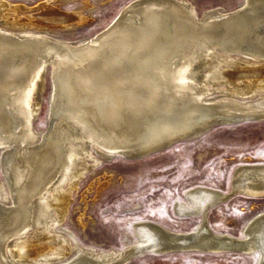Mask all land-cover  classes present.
I'll return each mask as SVG.
<instances>
[{
    "label": "bare ground",
    "instance_id": "obj_1",
    "mask_svg": "<svg viewBox=\"0 0 264 264\" xmlns=\"http://www.w3.org/2000/svg\"><path fill=\"white\" fill-rule=\"evenodd\" d=\"M52 1L30 11L0 0V264H126L142 249L169 248L256 254L255 264H264V209L242 236L215 231L207 213L231 192L205 185L173 204L179 216L201 217L192 229L139 219L134 241L104 249L61 226L73 188L104 158L213 122L264 119V0L200 13L191 0H130L110 29L100 33L115 17L75 38L57 29L90 22L89 3L84 13ZM45 73L47 125L37 129ZM232 189L264 196V162L236 165Z\"/></svg>",
    "mask_w": 264,
    "mask_h": 264
},
{
    "label": "rangeland",
    "instance_id": "obj_2",
    "mask_svg": "<svg viewBox=\"0 0 264 264\" xmlns=\"http://www.w3.org/2000/svg\"><path fill=\"white\" fill-rule=\"evenodd\" d=\"M2 1L10 5L21 3L30 11H35V7L43 0ZM129 1L63 0L59 2V7L64 11L81 9L88 13L84 4L89 3L91 19L90 22L76 25L69 32L61 29L57 31L67 38L92 35L106 26ZM191 1L199 11L215 5L233 9L242 2ZM57 2L53 0L52 4ZM23 11H20L21 15ZM7 12L11 10L5 8L3 13ZM47 75L45 73L40 108L33 120V126L37 129L47 125ZM260 162H264V119H241L219 124L193 140L178 141L143 157L104 158L98 166L84 174L77 188H73L61 226L72 232L81 243L104 249H121L126 243L134 241L133 223L139 219H149L173 230L192 229L201 217L179 216L173 208L176 200H184V190L195 185H205L229 191L236 165ZM1 170L0 176L3 175ZM64 185L68 187L67 182ZM262 209L264 196L255 197L237 192L210 208L207 221L215 231L242 236V228L249 217ZM255 260L256 254L237 251H147L133 257L126 264H255Z\"/></svg>",
    "mask_w": 264,
    "mask_h": 264
},
{
    "label": "water",
    "instance_id": "obj_3",
    "mask_svg": "<svg viewBox=\"0 0 264 264\" xmlns=\"http://www.w3.org/2000/svg\"><path fill=\"white\" fill-rule=\"evenodd\" d=\"M238 11H240L242 8H237ZM198 12L200 13L201 11L198 10ZM122 13V10H120V12H118V14L115 16V18L104 28L100 31V33H103L104 31H107L108 29H110L114 23L121 17V14ZM203 13V12H202ZM204 14V13H203ZM47 80H48V85L50 87V78L49 76L47 75ZM49 102H50V99H49V96H48V105H49ZM222 122H213V123H210L209 125L205 126V127H202L200 129H197V130H194V131H190V132H187V133H184V134H181V135H178L176 137H173L172 139H170L169 141L163 143V144H160V145H157L156 147H153L151 149H148L144 152H141V153H138V154H135V155H127L126 157H130V158H138V157H143V156H146V155H149L151 153H154L156 151H159V150H162L164 148H167L171 145H173L174 143L178 142V141H187V140H193L201 135H203L205 132H207L208 130H210L212 127L216 126L217 124H220ZM117 156H122V155H117ZM230 192L231 194L229 195L228 198H230L232 195H234L235 193H237V191H234L232 189V187L230 188ZM226 199V200H227ZM207 220V218H206ZM196 226V225H195ZM194 226V227H195ZM140 251H147L145 249H142ZM140 251H138L137 253L133 254L132 256H130L131 258L137 256ZM176 251H183L182 249H173V248H169V249H163V251H161V253H167V252H176ZM191 251H203V252H225L223 251V249H220V250H206V249H196V250H191Z\"/></svg>",
    "mask_w": 264,
    "mask_h": 264
}]
</instances>
